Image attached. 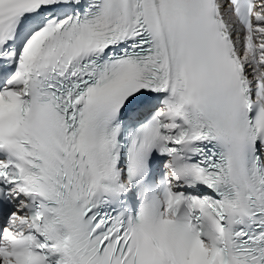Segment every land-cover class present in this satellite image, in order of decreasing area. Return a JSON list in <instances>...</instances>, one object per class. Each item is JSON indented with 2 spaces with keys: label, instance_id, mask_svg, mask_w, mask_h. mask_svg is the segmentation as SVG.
Instances as JSON below:
<instances>
[{
  "label": "snow or ice",
  "instance_id": "snow-or-ice-1",
  "mask_svg": "<svg viewBox=\"0 0 264 264\" xmlns=\"http://www.w3.org/2000/svg\"><path fill=\"white\" fill-rule=\"evenodd\" d=\"M0 264H264V0H0Z\"/></svg>",
  "mask_w": 264,
  "mask_h": 264
}]
</instances>
